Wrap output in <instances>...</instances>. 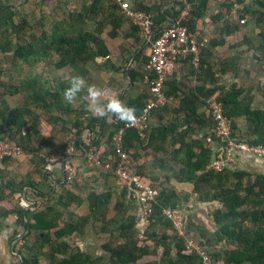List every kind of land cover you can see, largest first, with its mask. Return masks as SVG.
I'll return each instance as SVG.
<instances>
[{"label": "trees", "instance_id": "obj_1", "mask_svg": "<svg viewBox=\"0 0 264 264\" xmlns=\"http://www.w3.org/2000/svg\"><path fill=\"white\" fill-rule=\"evenodd\" d=\"M131 1L134 2L135 6L151 13L150 7L144 4L145 0ZM188 1L192 5V12L187 25L191 30L195 31L197 21L203 16L208 0ZM213 1L217 2L221 8L227 6L225 2ZM254 2H258L261 10H264V0H255ZM254 2L244 5L233 16H228L225 12L224 18L231 22L233 21L232 31L239 29L240 26L250 20V13H254L251 10ZM98 3L100 4L98 5ZM101 3L102 0H93L92 5L87 10L93 15L86 16V13L81 12L76 25L72 20L70 22L71 14L67 10L64 13L65 16L62 15L60 20L63 25L67 26L66 28L60 29V24H53L54 27L50 31L42 30L39 34L32 30L27 32V29L34 28L31 22L32 19L31 21L30 19L17 21L12 16L10 17L8 13H4L1 16L0 89L3 88L1 91L10 95L22 93L25 102H32L35 106L33 109L28 105L9 109L7 104H5V107L3 106L0 109V115L8 128V131L3 132L0 126V137L3 140L5 138L7 141L16 143L30 155H34V151L26 146L28 139L36 142V148L34 149L36 152L42 151L44 153L45 150L49 152L50 148L56 151L64 150L65 143L59 142V145H55L53 141L51 143L46 141V138L39 133L40 131L36 130V126L30 128V123L36 125V120L40 114L37 109L41 110L42 108L43 112L45 111L51 115L52 109L62 103V94L60 92H63L68 84L63 79L52 80L51 82L48 78L49 80L43 81L41 73H33L32 69L37 66L39 61L49 65L52 69H64V67L70 66L73 68V76L81 75L89 80L93 73V66L97 68L101 66L96 61L97 57L111 54L105 41L107 40L106 36L119 40L121 44L125 43V45L127 38H133L134 41L132 42L137 48L142 41H146L147 44L142 49L139 50L138 48V52L133 53L135 57L132 64H130L132 55L125 60L126 67L130 65L127 75L131 81L127 89L122 92L126 93L125 96L129 92L131 97L125 100V105L134 107L136 116L144 111L151 95L149 86L147 91L142 88L136 95L129 89L134 86L140 89L138 82L145 83L144 65L149 59V55L145 54V50H150L151 43L147 41L142 28L121 11L116 0H111L106 6L101 5ZM181 6L179 1L171 0L167 2V7L163 11L160 9L161 6L155 7L156 10L151 13L154 39L163 27L168 26L178 16ZM166 17H172L168 24L164 23L168 21ZM241 19H246V21L242 22ZM259 19L261 17H258ZM77 24L79 25L77 26ZM105 24L111 26V29H108L106 33L103 32V30L105 31ZM227 25L223 27L225 31L223 36H227L231 32ZM70 27L77 32L68 34ZM91 27H95L94 30ZM261 37V42L258 45H254L251 37H245L244 41L250 44L253 43V47H248V49H254L255 51L257 49L259 55L256 56L264 62V31L261 33ZM223 42V38H212L207 40L206 43L201 41L200 68H195L188 58L180 59V73H183L182 76H185V79H183L184 77L177 79L176 69L165 80V85L162 89L165 102L152 110L150 117L153 114H158V119L154 124L151 123L150 119L146 129L140 131L136 127H125L124 123L117 122L111 116L97 119L91 117L87 112L76 117L71 129L78 135L75 146L82 152L89 147V144L87 145L84 142L83 134L89 135L90 138V132L94 133V130H98L97 137L93 140L90 138V143L100 149L102 160L105 162L108 161L109 156H117V148L113 138L120 129L125 128L122 146L123 150L128 154L129 171L137 172L146 177L144 174L146 163L150 162L151 165V159H153L152 167L162 170L171 168L172 173L168 177L175 179L178 186L190 183L192 185V193L197 194L200 202L203 203L207 199H211L221 204L222 207L215 210L214 217L217 234L220 236L217 242L225 240L227 243H233L236 247L235 250L225 251L223 256L224 264H264V173H257L251 176L252 173L250 171L239 169L238 167H226L219 173L207 168L210 161L225 150L227 142L226 138L216 135L215 130L213 131L216 122L212 113L208 111L213 100L224 107L225 114L229 117H233L236 121L238 118H243L245 121L246 131L241 129L244 132H241L240 135L235 134L237 126L235 121L233 122L234 136L237 140L251 144H264V108L252 106L254 96L250 95V89L237 87L234 84L229 88L215 85L214 80L216 79L214 78L219 74L225 73L228 68L235 65L236 61L231 56L227 58L226 62L222 63L219 73H215L216 71L212 69L216 62L212 55V49ZM125 45L122 44L125 50L130 48V45ZM142 55H145V58ZM205 58L212 61L213 64L209 63ZM205 60H207V63H205L206 67L204 64ZM184 67L185 69H183ZM26 69L28 71L24 72ZM192 74L195 76L196 82H192L190 77H188V75ZM2 75L7 76V79L3 80ZM2 97L4 96L2 95ZM121 101L124 103L123 97H121ZM0 103H4L1 97ZM73 109L74 107L65 106L63 110L70 112ZM25 113L33 117V121H28L24 116ZM24 125H27L26 128L31 130H23L22 127ZM48 143L52 144L50 148L47 147ZM142 151L144 153L142 158H144L146 163L137 168L135 160ZM48 152L44 153V155L51 154ZM66 157L67 155H62L60 160L63 161ZM12 160L14 159L6 158L3 162L6 163V161ZM84 162L89 169L98 171L99 176L104 177V179L110 176L99 169L89 166L86 163V159ZM36 171L34 163H31L28 173ZM41 173L48 177L47 166L45 171L43 170ZM230 178L234 179L235 182L232 185H227ZM245 178H249V182L243 183ZM148 179L158 194L156 204L149 216L150 228L160 226L163 229H173L172 221L163 215V210L166 208L180 209V196L182 195L178 193L179 190L181 192L182 187H178L176 192L167 182L160 184L154 178V180ZM63 180V177H61V179L56 181V185L64 188L66 185L76 181L75 178L67 182ZM76 183L74 182L73 184L75 185L68 189L64 188L63 193H53L54 191L51 188L46 193L34 192L35 197H38L41 202L35 200L32 202L34 206L28 208L26 212V214L31 215V219L27 223H23L25 234L23 239L26 240V238L30 239L32 237V242L28 243L29 240H27V245H25L30 259L24 256L20 264H38L37 255L41 254L43 248L49 244L52 245L51 252L47 254L49 256L48 264H92V258L89 254L80 249L71 250L67 244L59 243L57 240L72 234L83 233L81 228L88 221L95 220L98 222L97 225L101 222L105 223L102 226V232L109 231L112 236L118 234L112 245L107 248L110 251L108 262L110 264H139L138 261L143 259L145 250L138 246V241L133 236L137 227L136 218L127 217L129 210L134 207H137L140 212L138 202L132 197V190L130 191L126 186H121L120 191H113L112 188H109L108 191L102 192L97 191L93 187H86L85 189L88 188L91 192L87 197L89 213L77 218L75 213L65 211L70 206L80 208L85 203V191L76 193L75 191H78ZM15 184L12 181L6 182L1 187L9 190L14 188ZM28 184L30 185L31 182L28 181L23 186H28ZM243 186H246L243 188L246 193L242 196L240 190ZM114 193L117 194V197L115 201L116 216L113 221L117 222L118 227L111 229L109 226L110 222L107 220V210L115 199ZM183 198L185 200V195ZM53 201H55V204L61 205L62 209H64L63 211L73 218L61 226L57 225L58 220H62L64 212H58L53 209V207L55 208L52 205ZM41 204L44 205V208H40ZM243 207L245 208L243 209ZM52 209L56 211V214L50 215L49 211ZM8 213L3 215L7 216ZM125 216L126 218L124 219ZM120 220L121 222H119ZM244 222L250 223L253 228H245L242 226ZM187 233L186 226V236L190 237ZM147 234L150 237L152 235L159 236L158 233ZM165 235L163 234V237H159L156 244H164L168 249L166 255L171 257L170 248L166 243L169 238ZM121 238H124L125 242L116 244ZM173 241L175 242L174 247L177 249L175 258L169 260L168 263L160 262L159 264H203V259L200 255L195 251L186 249L183 236L179 235ZM34 252L35 254H33ZM56 255L61 256L56 259ZM206 256L209 264H211L210 256L208 254ZM146 264L157 263L150 262Z\"/></svg>", "mask_w": 264, "mask_h": 264}, {"label": "rangeland", "instance_id": "obj_2", "mask_svg": "<svg viewBox=\"0 0 264 264\" xmlns=\"http://www.w3.org/2000/svg\"><path fill=\"white\" fill-rule=\"evenodd\" d=\"M92 2L93 0H70L68 2H66L65 0L63 4L65 3L67 5V8H64V9L68 10V13L71 14L70 22L72 20L76 25L79 19L78 16L80 15L81 12L86 13V16L88 15L91 16L92 13L89 11L87 12V10L92 5ZM110 2L111 0H102L101 5L106 6ZM99 4L100 3H98V5ZM158 5H159V1L155 0V2L150 1V5H147V6L150 7L151 12H152L156 10L155 7ZM252 5L253 6L251 7V10L254 11V13L253 12L250 13L251 18L247 22L248 24L246 23L243 26H240L239 29H234V31H232L233 21L231 22L228 19L224 18L225 16L224 8L223 7L221 8V6L217 2L213 0L212 1L208 0L207 6L203 12V16L201 17L200 20L197 21L196 29L198 32L197 36L199 38L198 39L199 42L202 41L201 36H205L207 40L212 39V38H216V39L223 38L224 40V42L221 45L216 46V48H213V51H214L213 56H214V60L216 59V62L212 69L216 71L215 73H219L220 68L222 67V63L224 61L226 62L228 57L233 56L234 59L236 60L234 66H231L230 68H228V70H226L225 73L219 74L216 78H214L216 79L214 80L215 85H217L218 87L229 88L234 84L237 87H245L246 89H250L249 90L251 93L250 95L254 96L253 101H252V106L255 108H264V62L262 61V59L259 60L258 56H256V55H259L257 49L256 51L254 49H251V50L248 49V47H253L252 46L253 43L254 45L255 44L258 45L261 42V39H262L261 33L264 31V10H261L258 2H254ZM64 9H60V8L58 10L56 9L55 14L47 18L45 17L44 18L42 17L33 18L32 23L34 27L33 28L34 32H36V34H39L41 33L42 30L50 31V28L52 27L51 24L52 23L54 24L55 21L61 20L60 12L64 11ZM258 17H261V19L258 20ZM93 21H94V18H93ZM79 24H77V26ZM225 25L228 26L229 31L231 30V32L227 36H223L225 32L223 27ZM71 27H70V32L68 34H72L74 32L76 33L77 31H73L74 29H72ZM84 27L88 28L90 26H84ZM104 27H105V31L103 30V32L105 33L108 29H111L110 25L105 24ZM91 28L92 30H94L95 27H91ZM106 37H107V40L110 41L109 43L114 45L116 40L111 39V37H108V36ZM245 37H251L253 39L252 40L253 43L250 44L244 41ZM1 54L2 53L0 52V58H1ZM144 58H145V55H144ZM205 63H207V60H205L204 64ZM95 67L96 66H93V72L96 71ZM205 67H206V64H205ZM65 69L71 70L73 72V68L70 66L64 67V70L62 68L52 69L51 67H49V65H46L42 61H39L37 63V66H35L32 69V72L41 73L42 79H44L43 81H47L49 80L48 78L55 76L56 73L58 74L62 73L64 75H67L65 74ZM26 71H28V69H26L24 72ZM2 78L3 80H5L7 79V76L2 75ZM85 80L88 81V79H85ZM138 85L140 86V90H142V88H144L145 91L148 90L149 85L147 83L138 82ZM135 87L136 86L130 87L129 89L134 95L139 93V90L136 89ZM0 90H3V88H1ZM0 92H2L1 94L4 96V97H1V99L4 100V103H0V108H2L3 106L5 107V104H7V107L9 109L21 108L25 105L30 106L32 109L35 108L32 102L30 103L25 102L24 96L22 93H19L16 95H10L3 91H0ZM111 93L112 91H109L108 93H105L103 97H106V99H111L112 98ZM125 94L126 93H122V90L118 94L119 97H123L124 104H125V100L131 97L129 95V92L127 93L126 96ZM113 96L116 97V94H114V92H113ZM80 97L83 98V95H81ZM62 104L65 106V102L63 103L62 101ZM82 104H86V102L83 101L82 103L80 99L77 98V100L74 101L72 104H70V106L74 107V109L75 108L80 109L84 106ZM41 110L37 109V111L40 113L39 117L37 118V122L40 123L41 121H43V125L44 124L46 125L45 126L46 130L50 131V136L46 133L48 140L50 139L49 142L51 143V141H53L55 145H59V142L65 143L64 150L62 151L61 156L62 155L68 156L70 154H74L75 152H73V150L75 151V148H76L75 144H76V139L78 136L77 133H76V136L72 139L73 141L69 139V133L75 132L74 130L71 129L76 119V117H73L74 113L70 112L71 114L67 115V119H71L73 117V120L72 119L65 120L63 118V112L65 111L61 109V111H59L61 116L59 117L58 121L54 124L52 123V119H51L52 115L46 113L45 111L43 112V110L42 111ZM49 115H50V118H48ZM24 116L27 118V120L33 119V117L29 116V114L27 113H25ZM66 121L68 123L67 125H66ZM0 123H3V125H5L3 122V119H1ZM235 123L237 126L235 129L236 135H240L241 132L246 131L245 129L246 123L243 120V118H238L237 121L235 120ZM57 126H59L60 129H57ZM241 129H243L244 131ZM97 133H98V130H94V133L92 137L90 138H92V140L95 139L97 137ZM83 136H84V141L87 143V145L89 144L90 146L91 139L89 138V135L87 136L83 134ZM71 145L72 146L74 145L73 150H70ZM143 154L144 153L142 151L136 157L135 166H137V168L141 166L142 164H145L143 163V158H142ZM24 162L18 163L17 168L25 169ZM239 164H240V161L235 167H238ZM148 165H150V162L149 164L146 163V169H148V173L145 171L144 172L148 175V177L151 178L150 174H152L153 172V174L155 175V172L150 171V169L147 167ZM250 168L251 170H248V171L252 173L251 176H254V174L258 173V172H255L256 168L252 169L253 168L252 166H250ZM162 171H163L162 173L166 174V176H171V173H172L171 168H168L167 170L165 169ZM153 178L154 177H152L151 179ZM249 178L243 179L245 180V182L243 183L249 182L250 180ZM234 182L235 180L230 178L228 179L227 185L228 184L232 185ZM73 183L68 184L69 185L68 187L70 188L74 186L75 184ZM181 187H182L181 192L179 190V193H178L182 195L180 196L181 204L179 206H180V209L183 211V214L186 215V226H187V232H188L187 234L190 236V238L193 240L195 244L200 246L206 252V254L210 256V259L212 261L211 264H224L223 256L225 254V251L235 250L236 247L233 243H227V241L225 240H220L219 242H217L220 236L217 234V226L214 223V217H215V210H217L218 208H221L222 207L221 204L211 199H207L203 203L200 202L198 200L197 194L192 193V185L190 183L182 184ZM244 187L246 186H243L240 190V194L242 196L244 195V193H246L244 192V189H243ZM97 191H100V189H97ZM90 193H91L90 189L87 188L86 191L84 192L85 203L81 207L79 206L80 208H77L76 206H70L65 211L75 213L77 218L81 216V213L83 215H86L87 213H89L88 206H87V197ZM184 195H185V200L183 198ZM35 201L41 202L38 198H36ZM115 201L116 199H114V201L112 202V204L109 206L107 210V217H108L107 220L110 222L109 226L111 229H115L118 227V224H116L117 222L113 221V219H115V216H116ZM188 203L189 205L192 206L191 208L187 207ZM52 205L55 206V208L53 207V209H55L56 211L58 212L62 211V213L64 212L63 214L64 216L62 220L61 219L58 220L57 225L61 226L66 221H69L71 218H73L71 216H68V213H65V211H63L64 209H62L61 205L55 204V201H53ZM33 206L34 205H29V208H32ZM85 206L87 207H86V210L84 211ZM26 207L28 206L26 205ZM40 208H44V205L41 204ZM244 208L245 207H243V209ZM53 209L49 211L50 215L56 214V211ZM128 216H132L136 218L137 227H136V230L134 231L133 236H134V239L138 241V246L142 247L143 250H145L143 259L138 261L139 264H146L150 262H154V263L156 262L157 264H159L160 262L168 263L169 260H171L172 258H175L177 249L174 247L175 242L173 240L176 239L179 236V234H178L177 229H175L174 226H173V229H163L160 226L150 228V221L149 223H146V221L143 222L141 218V214L139 213L137 207H134L131 210H129V212L127 213V217ZM30 218H31V215H28L27 219L23 220L21 227L19 228L16 227L18 228L16 231V234L12 232L13 229L16 230L15 227H13V229H9L11 225L9 226L6 225V228L9 230L7 232H9L10 234L13 233L12 234L13 243L10 246V248L12 249V252L10 253L9 251V253H7L6 259L0 260V264H20L21 259L24 256L30 259L29 255H27V250H26L25 245H27V240H29L28 243L32 242V237L30 239L26 238V240L23 239V236L25 235L23 223L25 222L27 223L28 221H30ZM125 218L126 216L124 217V219ZM119 222H121V220ZM97 223H98L97 220L88 221L81 228L83 233L80 232L81 234L78 233V234H72L70 236L63 237L61 239H58L57 242L59 243L62 242V243L67 244L71 250L80 249L81 251L89 254L90 257L92 258V264H110L108 262L110 258V251L107 248L108 246L112 245L113 241L116 239L118 234H115L112 236V234L109 231L102 232L101 229L105 223L101 222L98 225ZM242 226H244L245 228H249V227L253 228L248 222H244ZM147 233H150V234L158 233L159 236L156 237L152 235V237H150ZM142 234H143V238H141ZM163 234H166L165 236L169 238V241L166 243L170 248L171 257L169 255H166V251L168 249L164 244L162 245L156 244L158 238L163 237ZM24 241H25V244H24ZM124 242H125V239L121 238L118 240V243L116 244H123ZM9 245L10 243L6 244L7 249L9 248ZM51 245L52 244L46 245V247H44L43 250L41 251V254L37 255L38 264H48L49 263V258H48L49 256H47V254L51 252L50 251ZM33 254H35V252ZM60 256L61 255H56L55 258L58 259L60 258Z\"/></svg>", "mask_w": 264, "mask_h": 264}, {"label": "built area", "instance_id": "obj_3", "mask_svg": "<svg viewBox=\"0 0 264 264\" xmlns=\"http://www.w3.org/2000/svg\"><path fill=\"white\" fill-rule=\"evenodd\" d=\"M181 3L178 16L172 22L163 27L158 36L154 39L152 14L135 6L131 0H116L121 11L130 17L136 25L142 28V31L151 43L149 50V59L144 65L145 75L144 82L149 85L151 95L148 98L144 111L137 115V122L134 125L125 127H136L144 130L148 127V121L151 119L152 110L165 102L162 89L165 80L173 74L180 65V59L188 58L189 62L195 67L201 65V45L198 41L197 33L191 30L187 22L192 12V5L188 0H177ZM227 4L224 8L228 16H233L239 12L244 5H249L255 0H216ZM245 22L246 19H241ZM203 41V40H202ZM108 57V56H107ZM104 94L109 90H104ZM112 95V94H111ZM209 112L214 116L216 125L213 127L216 135L223 136L227 139L225 150L214 157L208 164V170L222 172L226 167H234L239 159L244 157L254 158L264 161V145H251L244 141H238L232 136L231 120L224 112L220 103L214 100L210 103ZM125 128L120 129L114 135V142L117 148V156H109L108 161H103L100 149L95 145H90L82 152L86 163L99 169L121 184L132 190V197L138 202L140 214L143 222L149 223V216L156 204L157 191L151 185L148 177H144L137 172L129 171L128 154L123 150L122 140ZM76 136L75 132L69 133V139ZM73 141V140H72ZM71 141V142H72ZM71 145L70 150H73ZM74 151V150H73ZM24 155L23 149L14 142L3 140L0 137V163L6 158L19 159ZM73 155V154H70ZM63 171V181L73 180L77 176V167L65 160L61 163ZM187 207H192L187 205ZM163 215L172 221L178 234L185 239V247L188 251H195L203 259V264H209L208 257L204 250L195 244L190 237L186 236V215L181 209H164ZM143 238V234L141 236Z\"/></svg>", "mask_w": 264, "mask_h": 264}, {"label": "crops", "instance_id": "obj_4", "mask_svg": "<svg viewBox=\"0 0 264 264\" xmlns=\"http://www.w3.org/2000/svg\"><path fill=\"white\" fill-rule=\"evenodd\" d=\"M61 1L64 2L65 0H0V18L4 13H8L10 17L12 16V18L14 20L16 19L17 21L18 20L21 21V19H27V20L30 19L31 21V19L36 18V17L47 18L49 16H53L55 14L56 9L58 10L59 8L60 9L67 8V5L65 3L63 4V2ZM68 1L70 0H66V2ZM150 1L155 2V0H145L144 4L150 5ZM158 1H159V6H161L160 9L163 11L164 8L167 7L166 1L168 0H158ZM170 1L171 0H169L168 2ZM66 11L67 10L65 9L64 11H61L60 16L62 15L65 16L64 13ZM171 18L166 17L168 21H165L164 23L168 24ZM54 24L56 25L60 24L61 25L60 29L67 27L63 25L62 22L60 21H55ZM51 25H52L51 28H53L54 27L53 23ZM30 30L34 31L33 29H27V32H29ZM195 32L198 34L197 29L195 30ZM201 37H202V40L206 43L207 38L205 36H201ZM105 41H106L108 48L111 51V54L108 55L109 56L108 58H106V56L97 57L96 61L100 63L101 66L98 68L97 67L95 68L96 71L92 73L91 78L86 82L87 84H90V85L95 84L96 86L101 88L103 91L104 90L112 91L111 93L112 95L114 92V94H116V97L121 100V97H119L118 94L120 93L121 90L122 92H124V90L127 89L129 82L131 81L130 77L127 75L130 65L126 67L125 60L132 55V57L130 58L131 59L130 64H132L133 58L135 57L133 53L138 52V48L139 50L142 49L144 45H146L147 43L144 40L142 41L141 45H138V48H137V46L134 45L132 42L134 41V39L127 38L125 40L126 45H130V48L125 50L124 47L122 46V44L125 45V43L121 44L119 40H116L114 45L110 44L109 43L110 41L108 40H105ZM145 52H146L145 54L147 55L149 50L146 49ZM213 54H214V51L212 52V55ZM208 62L213 64V62L210 60H208ZM180 69H181V62H180V65L177 66V79H180L181 77H184L183 79H185V76H182L183 73H180ZM183 69H185V67ZM65 74L67 75H64L62 73L60 74L56 73L55 76H52L49 79L51 82L52 80L58 81V79H63L65 83L68 84V81L71 79L73 74H72V71L68 69H65ZM192 75L190 76L188 75V77H190L192 82L193 81L196 82L197 80L195 79V76L194 75L192 76ZM136 89L140 90L139 87ZM60 93L63 94L62 91ZM81 95H83V98L80 97ZM84 95H85L84 93H81L78 96V98L80 99L82 103L83 101L87 103V101L84 99ZM0 97H2L1 92H0ZM102 99L103 101L108 100L106 99V97H102ZM82 105H84L82 108L80 109L75 108L73 109V111H70L74 113L73 117H78L79 115L81 116L82 113L86 112L85 111L86 104H82ZM65 106H70V104L65 103ZM65 106L61 103L56 108L52 109L51 111L52 123L55 124L58 121L59 117L61 116L59 111H61V109L62 110L65 109ZM70 112H66V111L63 112V118L65 120H71V119L73 120V117L71 119H67V115L71 114ZM1 119L2 117L0 115V122H1ZM157 119H158V114L157 115L153 114L151 117V123L153 124L156 123ZM28 121H33V120H28ZM67 124L68 123L66 121V125ZM0 126L2 127L3 132L8 131V128L5 127L3 123H0ZM26 126L27 125H24L22 129L25 131L31 130V129L26 128ZM34 126H36L35 128L37 131H40L39 133L42 135V137L46 138L45 139L46 141H50V139L48 140L46 136V133L50 136V131L46 130V127H45L46 125L45 124L43 125V121L39 123L36 120V125H34L33 123H30V128H33ZM57 129H60V127L57 126ZM92 135H93V132H90V137H92ZM26 146H28L29 149L34 151L33 153L34 155H30L24 151V155L21 158L15 159L12 161H6V163L3 162L0 164V260H5L7 253H9V251L10 253L12 252V249L10 248L11 244L13 243L12 234L13 233L16 234V231L19 227H21L23 220L27 219L28 214H26V212L28 211L29 205H32V202L35 200V198H38V197H35L34 192L39 191L42 193L43 192L46 193L52 189L54 191L53 193H56V192L63 193L64 188L66 189L69 188L68 185H66L64 188L60 187V185H56V181L61 179V177H63L61 163L64 162L65 160H68L70 163H73L78 168L77 176L75 179L77 182L76 186L78 187L79 192L75 191L76 193L86 191L85 189L86 187H89V188L93 187L95 189H100V191L102 192L108 191L109 188H112L113 191H120L122 188L121 187L122 185L119 184L115 180V178L109 176L107 179H104V177L99 176L100 174L98 173V171L94 169L92 170L89 169V167H87L84 162L85 158L82 154V151H80V149L77 147L75 148V151H73L75 152L73 155H68L62 161L60 160L62 151H58V150L56 151L53 148H50L51 147L50 143L47 144V147L50 148L49 152L48 150L44 151V153H47V152L51 153L49 155H44L42 151L36 152L34 150L36 148V142L31 139H28L26 141ZM152 161L153 159H151V165L147 166L150 169V171L155 172V175L153 174V172L152 174H150L151 178L154 177V179L160 184L167 182V184L170 187H172L174 190H176L177 192L178 187H180L181 185L178 186L175 179L169 178L168 176H166V174L162 173L163 172L162 169L152 167ZM20 162H24L25 169L17 168V165ZM31 163H34V166L37 169L38 173L37 171L34 173H28ZM143 163H146L144 158H143ZM147 164H149V162H147ZM46 166L48 170V173H47L48 177H45L41 173L43 170L45 171ZM250 166L253 167L252 169L256 168L255 172L264 173V161L252 159L249 157L242 158L240 160V164L238 165V168L239 169L245 168L247 170H251ZM145 172L148 173V169H146ZM144 174L148 177L146 173ZM11 181L16 183L15 184L16 186L14 188H11L8 190L7 188L1 187L6 182H11ZM28 181L31 182V184L30 185L28 184V186H23L24 183H27ZM12 190L13 192H11ZM114 197L116 199L117 197L116 193H114ZM26 205L28 207H26ZM87 206L84 207V211L86 210ZM88 210H89V206H88ZM7 212H9L7 216L3 215L4 213H7ZM81 215L85 216L82 213ZM6 225L8 226L11 225L9 229H13V227H15L16 230L13 229L12 230L13 233L10 234L9 232H7L9 230L6 228ZM7 243H10L8 249L6 246Z\"/></svg>", "mask_w": 264, "mask_h": 264}, {"label": "clouds", "instance_id": "obj_5", "mask_svg": "<svg viewBox=\"0 0 264 264\" xmlns=\"http://www.w3.org/2000/svg\"><path fill=\"white\" fill-rule=\"evenodd\" d=\"M106 58L108 57L106 56ZM81 93L85 94L84 99L87 101L85 105V111L89 113L91 117L97 119H103L111 116L114 117L117 122L124 123L126 126L134 125L137 122L136 109L134 107H129L125 105L119 98L114 97L113 95H111L112 96L111 99H108L107 101H103L102 100V97L104 95L103 90L98 86H96L95 84H91V85L87 84L85 78L81 75H74L68 81V86L64 89L62 94V101L67 104H72L74 101L77 100L78 96ZM223 112L225 114L224 107H223ZM226 116L231 120L232 136L235 138L234 136L235 132L233 130V122L235 121V119L233 117H229L228 115ZM251 145H264V144H251ZM240 160L241 158L239 159V161ZM231 168H237V167L234 166Z\"/></svg>", "mask_w": 264, "mask_h": 264}]
</instances>
